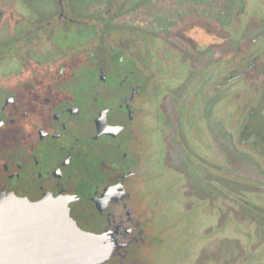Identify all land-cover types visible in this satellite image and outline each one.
<instances>
[{
    "label": "flooded vegetation",
    "instance_id": "af4514ba",
    "mask_svg": "<svg viewBox=\"0 0 264 264\" xmlns=\"http://www.w3.org/2000/svg\"><path fill=\"white\" fill-rule=\"evenodd\" d=\"M3 197L100 264H264V0H0Z\"/></svg>",
    "mask_w": 264,
    "mask_h": 264
},
{
    "label": "water",
    "instance_id": "95a60500",
    "mask_svg": "<svg viewBox=\"0 0 264 264\" xmlns=\"http://www.w3.org/2000/svg\"><path fill=\"white\" fill-rule=\"evenodd\" d=\"M102 241L54 201L0 198V264H100L109 257Z\"/></svg>",
    "mask_w": 264,
    "mask_h": 264
},
{
    "label": "rangeland",
    "instance_id": "374dc122",
    "mask_svg": "<svg viewBox=\"0 0 264 264\" xmlns=\"http://www.w3.org/2000/svg\"><path fill=\"white\" fill-rule=\"evenodd\" d=\"M174 244H172L170 242V240H168L166 242V246L163 248L162 251H160V253L157 254L156 258H155V264L165 261L168 264H178L175 262V260H173V258H176V256L181 255V253H178L177 250H174ZM185 251L192 252V249H186ZM182 254H185L184 251H182Z\"/></svg>",
    "mask_w": 264,
    "mask_h": 264
}]
</instances>
